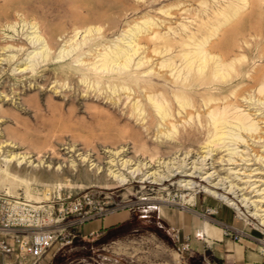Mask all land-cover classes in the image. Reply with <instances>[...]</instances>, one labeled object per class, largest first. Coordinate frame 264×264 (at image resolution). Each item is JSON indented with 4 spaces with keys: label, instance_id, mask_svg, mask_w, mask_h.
<instances>
[{
    "label": "rangeland",
    "instance_id": "obj_1",
    "mask_svg": "<svg viewBox=\"0 0 264 264\" xmlns=\"http://www.w3.org/2000/svg\"><path fill=\"white\" fill-rule=\"evenodd\" d=\"M230 1L232 0H0V23L6 25L11 23L16 30V35L18 33L27 35L26 33L33 31L31 24L37 23L47 37L52 36L56 40L49 62L36 65L35 71H31L30 67L22 73H18L16 64L0 60V139L20 142L21 149L18 151H28L43 159L40 163L35 161L18 165L17 161L6 164L4 161L0 162V168L10 169L13 164H16L17 169L21 170L11 171L14 177L0 170V195L9 198L20 197L34 204H37L36 198H40L43 201L41 204L49 203L57 207L55 203L59 199L68 196L74 199L77 196L88 194L93 201L91 206L93 213L101 208L107 212L106 215L96 216L88 221L99 219L106 222L107 227L101 228L89 238L84 237L80 231L70 245H53L43 256L41 264H224L216 257L192 255V253H196L192 244H190L189 250H185L182 241L176 239L175 231L179 233V230L171 229L167 221L175 218L176 215H186L191 211H196L199 214L212 213L216 219H219L216 215L226 207L234 212L236 219L237 224L231 226L251 235L250 239H243L240 242L230 240L237 245L250 241L254 247L253 253H258L259 258L262 259L261 263L264 264V226L260 224L259 218L249 216V212H254L257 209H254L255 205L250 201L261 200L264 197L263 138L255 140L249 138V145L246 143L236 145L231 142L228 143V148L227 146L221 149L214 148L216 151L212 152L206 145H203L206 142V138H204L206 135L203 134L206 133V129L205 127L202 129L198 125V120L194 119L197 124L191 120V125L189 123L187 126H179L175 140L167 138L164 132L169 131V127L163 126L165 131L161 130L162 126H158L159 116L149 105L150 109H147L146 113L140 117L148 115L146 118L151 124L148 129L143 128V130L140 120H136L138 116L125 113L126 105L119 106L113 103L115 98L109 90L108 92L104 91L105 93L99 92L102 94L100 95L98 92L95 94L91 86L89 88L88 83L103 81L110 76L104 73V76L100 77L98 73L86 70L81 61L83 60L86 64V60L91 61L92 56L99 51L108 50L116 44L126 43L130 39L140 42L143 46V55L141 56L148 57L154 62L166 58L170 54H177L182 49L180 44L187 31L197 29L200 26L197 21L203 15L205 18L219 6ZM255 1L257 2V0ZM263 4L256 3L254 6H247L249 12L245 15L247 10L243 8L244 11L242 9L241 12H244L242 16L245 17L239 14L234 18L237 20L241 17L240 24L239 19L238 22H234V20L235 24L231 22L233 25L231 27H229L230 23L225 24L229 28H226L228 30L222 29L226 27L224 25L219 29L220 31L218 30L214 34L215 36L212 35L214 40L209 37L211 43L209 40L208 44H210L207 46L213 49V53L222 52L229 58L239 54L237 48L240 44L245 45L246 42L264 44ZM261 5L263 7H260ZM230 12V15L233 14ZM218 19L217 16L212 18L207 24L201 26L203 27L201 30L206 32L207 27ZM193 20L196 24L193 23ZM147 22L152 24H147ZM187 23L188 27H184V24ZM192 25L196 27L193 28ZM136 27L143 29V32L138 33L137 31L134 34L132 29ZM76 28L79 29V34L75 37L74 30ZM88 28L92 30L89 33L85 31ZM145 29L146 31L151 30L144 32ZM3 31L7 32V28L5 30L4 27L0 31V44H3L6 39L4 38L6 34L2 36ZM8 32L6 37L13 35L12 29H9ZM155 32L158 36L149 38L148 34ZM242 32H244L243 35ZM239 33L240 36H238ZM217 37H220L218 42L216 41ZM69 38L74 44L76 41L78 44L74 45L75 47H69L71 52L59 53L61 47L64 49L69 45L70 42H64ZM212 41L215 43V48ZM167 44L170 45L168 47L171 49L170 51L166 47ZM176 46H178V50ZM225 46H227L226 49L230 50L231 47L233 50L228 51L224 49ZM216 48L217 50H215ZM31 51L33 48L23 54V60H20L18 65L25 67L28 66L26 64H32V59H29L30 55H28ZM165 51L166 53H164ZM227 51L231 54L229 55ZM13 55H15V51H9L6 52V56L0 58L6 59ZM255 55L257 56L255 52L247 53L246 57L252 59V66H257L256 68L260 66L263 71L264 59L255 58ZM61 68L65 73L62 72L60 76H57ZM137 73L133 67V69L120 71L119 76L125 80ZM83 76L88 77V81L85 82L87 85L81 81ZM239 81V79H235L228 85H224L226 92L228 93ZM155 82L156 80H151L148 83ZM159 83L165 84L164 81ZM237 94H240V91H237ZM121 98L126 99V95L122 96L121 94ZM254 99L251 100V102L254 100V105H250V107L247 100L243 99L242 103L243 109L255 114L252 117H257L255 119L257 121L260 117H264V100H261L263 102L261 103L256 102V98ZM130 101L132 98L127 100V104ZM256 108L261 110L255 111ZM147 120L145 119V122H148ZM190 126L193 128L191 129ZM259 126L263 128L261 134L264 136V118H261ZM157 132L161 137H158L160 135ZM70 144L72 145L70 146ZM122 145L130 148L128 156L136 155L138 157L140 155L145 158L146 155V159H148L151 155L156 157L160 155L159 157L162 156L161 158L165 161L171 159L170 165L160 167V170L164 169L163 172L166 175L173 171H175L174 174L181 173L180 170L189 168L193 165L189 162L195 160L194 166L197 168L192 171H195L194 176L196 177L191 179L195 180L198 186L194 189L180 186L181 180L189 179L181 174L174 178L170 177L168 181L161 183H153L151 180L141 182L139 178L134 177L128 184L91 183L87 177L81 174L82 170L89 174L94 173L95 168H92L95 164L91 166L93 162L96 163L100 160L102 165H106L105 162L110 159V153H106L105 150ZM91 147L92 151H90ZM70 148L79 149L74 151ZM188 149H191L192 154ZM185 151H187V155ZM79 152L88 154L91 156V160L95 159V161L79 160V157L81 158V155H78ZM230 152L236 155L230 154ZM184 154L187 161H182ZM188 154H191V159H188L190 157ZM52 156L54 162L49 166L47 160ZM140 156L138 158H141ZM174 157H176L175 160L172 159ZM229 158L232 160L229 161ZM72 161L75 163L71 164ZM177 167L178 169H176ZM30 168L52 171V177L40 179L34 176L30 178L25 174L29 172ZM212 171L213 175L206 178V172L208 174ZM216 177L218 178L214 179ZM25 180H29L28 184H25ZM211 181L221 183L222 189L218 190L219 192L223 193L226 187H228L226 190L229 191L235 184L233 188L235 194L237 192L239 194L246 193L243 197H251L249 203L242 207V213L236 207L228 205L226 200L223 201L205 191V188L212 189ZM236 185L245 189L240 191ZM46 191L49 192L48 199L45 197ZM29 193L32 197L27 196ZM235 194L227 196L233 198ZM192 197L195 199L192 200ZM243 197L241 196L240 199ZM262 200L264 201V198ZM245 202L247 201H244V204ZM257 213L264 214L263 211H257ZM227 217L228 213L226 212ZM78 237L81 240H77ZM205 253L211 252L205 250Z\"/></svg>",
    "mask_w": 264,
    "mask_h": 264
},
{
    "label": "bare ground",
    "instance_id": "obj_2",
    "mask_svg": "<svg viewBox=\"0 0 264 264\" xmlns=\"http://www.w3.org/2000/svg\"><path fill=\"white\" fill-rule=\"evenodd\" d=\"M258 1L259 0H257V2L255 0H232L230 2L222 4L221 6H219V8L209 13L208 16H205V18H203L204 17L203 15V17L197 21L200 26L195 30L187 31L186 36L183 37L184 39L182 38V41L180 44V46H182V49L179 50L177 54H173V55L170 54V56L163 58L161 60H157L156 62L152 61V59L150 60V58L148 57L141 56L143 55L142 54L143 46L136 39H133V40L130 39L126 43L116 44L114 47H111L108 50L103 49V51L101 50L97 54H94L92 58L89 57L91 58V61L86 60V64L83 60L80 59L82 61V64L84 63V67H86V70L94 71L95 73H98L100 77L104 76V73L110 76L106 80H103V81L93 82L91 80L92 82L88 83L89 88L91 86L95 94L97 92L98 93L104 92V91L108 92L109 90L110 94H112L115 98L114 99L115 101L113 103L119 106L123 104L126 105L125 107L127 108L125 109V113L126 114L128 113V115L138 116L136 120L138 119L140 120L141 128L142 129L145 128V130L148 129L151 123H149V121L146 118V116L148 115L145 114L144 116H142V118L140 116L143 113H146L147 109L153 108L156 114L159 116L158 126H162L161 128H163V126L167 125L169 127V129L165 128L169 130L167 132L164 130V128L161 129L165 131L164 135L167 138L174 139L179 126H182V127L187 126V124L189 123L191 125V120L192 122L194 119L196 121L198 120V125L202 127V129L204 127L206 129V133L202 132L203 134L206 135V136L204 135L205 136L204 138H206V142L203 145H206V147H208L209 150L212 152L213 150L216 151L215 150L216 148L221 149L226 146L228 148V143H231V142L232 144L234 143L236 145L238 143H241V144L246 143L247 145H249L248 144L249 138L253 140H255L256 138H259V139L263 138V142H264V136L261 134L263 128L259 126V122L261 118H264V117H260L257 121H255L257 117L256 118L252 117L255 114H251V112L246 111L245 108L243 109V103H242V101L247 100L246 102H249L248 106L250 107V105L251 106L254 105L253 104L255 100L254 98H256V102L257 101L261 102V100H264L263 99L264 98V70L262 71V68H260L259 63H258V66H259L258 68H256L257 66L256 67L252 66V59H249L246 57L247 53L255 52L257 54V56L255 55V58L259 57L260 59H264V44L260 42L252 44L250 42L245 43L243 41L245 45L240 44V46H238L237 44L238 46L237 50L239 54L237 55L235 54V56L229 57V58L226 54H225L226 56L225 57L222 52L220 53L218 52V54L213 53L214 52L213 49L207 46L210 40L209 37H211L212 35L215 36L214 34L219 29H221L222 26L224 27L225 24L230 23L229 27H231L232 25L231 22L233 24H235L234 22H238L239 18L237 20H235L234 18L238 17L239 14H241V16L243 15L244 12H241L243 8H246L247 10V6L248 7L250 5L254 6L256 3H262V4L264 3V0H260L259 2ZM260 7H263V6L261 5ZM230 10H232L233 12V14L231 15L229 14ZM247 12L249 11L247 10L244 13V15ZM216 16L219 19L215 23L213 22L212 24L210 23L211 25L207 27L208 30L206 32L201 30V28H203L201 26L207 24L212 18L214 19ZM242 17H245V16H242ZM240 19H239V24H240V21H242V19L241 20ZM148 23L150 25L152 24L150 22H147V24ZM193 23H195V21ZM31 25H32L31 29H33V31L26 33L27 35L23 33L21 34L18 33L16 35V30L14 29V26H12L11 23H8L7 25L0 23V31L2 30V28L5 27V30L7 28V32L9 29H12V32H13L12 33L13 35H11L10 37H6L8 36L9 32L8 33L6 31L2 32L3 34L2 36L6 34V36L4 37L6 39H4L5 42L3 44H0V57L6 56V52L15 51V55L11 57L8 56L6 59L0 58V60H7L9 62H13V64H16V66H18L16 69L18 73H22L23 71L27 70L30 67H31L30 68L31 71H35L36 65L40 63L49 62L50 55L54 51L53 45H56V40L52 36L47 37V35H45L46 33L44 34V32L40 30L37 23L31 24ZM150 25H149V28H150ZM187 25L188 23L186 25L184 24V27H188ZM194 25H192L193 28L196 27ZM226 28L228 27L226 26L225 28H222V29L225 30ZM150 30L146 31L145 29L144 32H150ZM85 31L89 33L92 30L88 28ZM137 31L138 33H140V32H143V29H140L137 27L132 29V32H134V34L137 33ZM74 32H75L74 36L76 37L79 34V29L76 28ZM243 33L244 32H242V35ZM23 35H25V37H23ZM148 36L149 38H154V37H157L158 34L155 32V33L148 34ZM220 36H223V35H220ZM238 36H240V33L238 34ZM71 38L64 41L65 43L67 42H70V43L64 49L61 47L59 53H65V51L68 53L70 51L69 47L72 48V47H75L74 45L78 44L76 43L77 41L74 44V42L71 41ZM219 38L218 39L215 38L217 42L219 41ZM210 43H211V40H210ZM214 44L215 43L213 42V46L215 48ZM178 46H176L177 50H178ZM227 46H225L224 49H226ZM166 47L168 49L170 45L167 44ZM31 48H33V51L29 52L28 55H30L29 59H32L31 61L32 64L31 65L26 64L28 66H25V67H22V65H18L20 60H23L22 59L23 54H26L28 50ZM168 50L170 51L171 49L169 48ZM215 50H217V48ZM230 50H233V48L231 49L230 47ZM164 53H166V51ZM228 53L229 55L231 54L230 52ZM136 56H138V58H136ZM133 67H135V70L138 72L137 74L132 75L130 78L125 79V80L123 78H120L119 76L120 71H124L129 68L133 69ZM62 72L65 73L63 68H61L60 73H57V76H60ZM87 79L88 77L86 78L85 76L81 78V81H84L83 83L84 85L86 84L85 82L88 81ZM235 79L236 80L239 79L240 80L239 83L233 88H231L230 91L227 93L224 85L226 84L228 85L229 83L235 81ZM151 80H156V82L148 83ZM160 81H164L165 84H160L159 83ZM202 89L203 91H201ZM237 91H240V94H237ZM121 94L122 96L126 95V99L121 98ZM130 98H132V101H130V103L127 104V100ZM252 99H254L253 102H251ZM148 105L150 106V108ZM259 110L261 109L260 108L255 109V111H259ZM261 114H257V115H261ZM145 119L148 122H145ZM195 124H197V122H195ZM155 129H158V128H155ZM182 129H186V128H182ZM194 129L193 131H195ZM202 129L200 128V132L202 131ZM159 133H160V130H159ZM187 133H188V130H187ZM194 135L196 136V134ZM199 135L200 134H198V136ZM158 137H161V135ZM71 145L72 144H70V146ZM19 149H21L20 142H17L15 140H8V139L1 140L0 139V162L4 161L6 164L11 161L13 162L17 161V165H18L21 163L25 164V163L35 162V161H38L40 163L43 160L39 155L36 156L34 154H31V152H28V151H18ZM78 149L72 148L71 150L77 151ZM129 149L130 148L127 147L126 145H122L119 147H112L111 149L109 148L107 150L104 149L106 153H110L109 154L110 159L108 158L109 160L105 162L106 165H102L103 163L100 160L95 163L93 162L95 161V159L92 158L93 160H91V156H88V154L85 155L84 152H79L78 155H81V158L79 157V160L81 161L87 160L88 162H93L91 163V166L95 164L92 168V169L95 168L94 173L89 174V172L82 170L81 174L87 177L89 179L88 181H90L91 183L95 182V183H105V184L106 182H109L111 184L116 183V182L122 183V184H126V183L128 184V182H130L131 179L134 177L139 178L141 182L151 180V182L153 183H161L162 181H168L170 177L174 178L181 174L183 175V177H187V178L189 177V179L181 180L179 182L180 186H183L186 189H194L198 186L197 182L191 179V178L196 177L194 176L195 171L194 170L192 171V169L197 168L196 166H194V164L196 163L195 160H192L189 162L193 164L192 166H190L189 168H184L180 170L181 173L174 174L175 171L173 172L171 171L173 174L171 173V174L166 175L163 172L164 169L160 170V167L170 165L172 163L171 159H168L167 161H165V159L161 158L162 156L159 157L160 155L158 157L151 155L150 158L148 159H146V155H145V158L144 157L142 158L139 155L142 159L138 158L139 156L136 157V155L128 156ZM92 150L93 148L90 151ZM174 150L176 151V148ZM188 150H190V153H191V149H188ZM143 151H146V150H143ZM194 151L196 150L194 149ZM186 152L187 151H185V153ZM92 153L91 155H93ZM144 153L142 154V156L144 155ZM235 153L237 152L235 151ZM230 154H234V153L230 152ZM186 155L183 157L182 161L183 160L187 161ZM239 155L241 154L239 153ZM241 156H240V160H241ZM191 158L192 156L188 157V159H191ZM172 159L175 160L176 157ZM228 160L231 161L232 159L229 158ZM47 161L49 162V166H50L54 162V157L52 156V158L48 159ZM75 161H72L71 164L75 163ZM17 165L13 164L12 166L10 165L11 166L10 169L0 168V170L14 177L11 171H14V172L21 171L20 169L19 170L17 169L16 167ZM176 169H178V167ZM22 170L24 171L25 167L22 168ZM52 173H53L52 171H48L46 169H31L30 168L29 172H26L25 174L26 176L30 178L35 176V177H39L40 179H45V178L52 177ZM213 173H214L213 171L208 174L206 172L205 177L209 178L213 175ZM217 178L218 177L214 179H217ZM28 181L29 180H25L24 181L25 184H28ZM210 183H211L210 187L212 189L205 188V191L211 193L212 195H214L215 197L223 201L226 200L228 205L236 207V209L240 213H242L241 212L242 207H244V205L249 203V201L251 200V197L249 198H247V196L243 197V195L246 193L239 194L237 192V194H235L236 192L235 190H233V188L235 187V184L234 186H232V188H230L229 191L226 190L228 188L226 187L225 191L222 193L218 191L222 189L221 183L219 182L213 183L212 181ZM236 187H238L240 191H243V189H245L237 185ZM48 193H49L48 191H46L45 193V197H47V199H48V195H47ZM228 194H235V195H233V198H228L227 196ZM27 196L32 197L30 193ZM241 196L243 198L240 199ZM15 199H18V197ZM193 199H195V197H192V200ZM262 199L252 200L250 202H252V204L255 205L254 209L259 208L258 210L257 209L256 210L264 212V201ZM244 201H247V202H245L244 204ZM35 202L37 204L43 203V201L40 198H36ZM256 210L251 213L249 212V216L259 218L260 224L264 226V214H258Z\"/></svg>",
    "mask_w": 264,
    "mask_h": 264
},
{
    "label": "built area",
    "instance_id": "obj_3",
    "mask_svg": "<svg viewBox=\"0 0 264 264\" xmlns=\"http://www.w3.org/2000/svg\"><path fill=\"white\" fill-rule=\"evenodd\" d=\"M49 203L34 204L0 195V257L2 264H41V260L53 245L67 246L78 236L81 227L96 216L106 215L101 208L93 213V201L88 194L72 199L68 196ZM226 238L234 241L250 239L244 230L216 219ZM176 239L180 241L178 231ZM202 233L198 232L197 236ZM185 250L190 249V237L182 241Z\"/></svg>",
    "mask_w": 264,
    "mask_h": 264
},
{
    "label": "crops",
    "instance_id": "obj_4",
    "mask_svg": "<svg viewBox=\"0 0 264 264\" xmlns=\"http://www.w3.org/2000/svg\"><path fill=\"white\" fill-rule=\"evenodd\" d=\"M226 212L228 217L226 218ZM206 217V218H205ZM225 224H237L234 218V212L226 207L216 215ZM168 225L171 229L179 230L180 241H184L185 237H190V244L194 246L195 256L216 257L223 261L224 264H262L257 253H253L254 247L250 241L237 245L223 234L222 228L216 224V218L212 213L187 212L186 215H176L173 219H168ZM107 223L102 220L87 222L82 225L81 232L86 238L93 236L101 228L107 227ZM198 232H203L199 237ZM210 250L211 253H205ZM0 257V264H2ZM43 263V258H42Z\"/></svg>",
    "mask_w": 264,
    "mask_h": 264
},
{
    "label": "trees",
    "instance_id": "obj_5",
    "mask_svg": "<svg viewBox=\"0 0 264 264\" xmlns=\"http://www.w3.org/2000/svg\"><path fill=\"white\" fill-rule=\"evenodd\" d=\"M79 238V237H78ZM77 240H81V238L77 239Z\"/></svg>",
    "mask_w": 264,
    "mask_h": 264
}]
</instances>
